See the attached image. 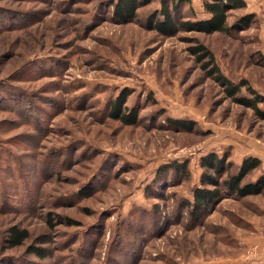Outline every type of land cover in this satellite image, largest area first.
<instances>
[{"label": "rangeland", "instance_id": "374dc122", "mask_svg": "<svg viewBox=\"0 0 264 264\" xmlns=\"http://www.w3.org/2000/svg\"><path fill=\"white\" fill-rule=\"evenodd\" d=\"M112 1L134 19L115 18ZM192 1L216 30L159 34L146 23L161 0H0V264H264V192L227 196L204 221L181 205L209 153L229 152L231 171L257 156L248 179L262 174L264 119L190 47L264 94V0ZM249 13L251 28L217 30ZM122 90L136 125L108 116ZM176 160L189 178L166 168ZM12 225L31 237L11 247Z\"/></svg>", "mask_w": 264, "mask_h": 264}, {"label": "trees", "instance_id": "16d2710c", "mask_svg": "<svg viewBox=\"0 0 264 264\" xmlns=\"http://www.w3.org/2000/svg\"><path fill=\"white\" fill-rule=\"evenodd\" d=\"M202 2L206 4V0H202ZM112 4L115 18L122 22L134 19L135 12L133 14L127 12L126 7L121 2L112 1ZM185 9L186 11H183ZM189 13L191 15H187ZM255 16L254 13L242 15L232 25L222 24L217 30L233 35L236 30L251 28L255 23ZM146 25L165 36L176 35L180 31L210 32L216 30L213 28L205 30L204 22L196 18L192 0H161V7L148 16ZM190 50L198 55L203 67L207 69L208 74L219 82L227 96L236 103L251 107L257 117L264 119V94L257 91L249 79L242 77L239 81H234L226 76L216 61L213 51L200 41L191 46ZM262 62L264 64V59ZM243 89L246 90L247 94L242 93ZM128 95V90H122L118 94L109 105L108 116L121 120L127 125H136L139 122V111L137 108L126 107ZM171 122L184 130L193 129L192 123L188 121L171 119ZM229 157L230 153L227 151L221 155L212 152L202 156L200 182L192 189V198L181 202L183 208L188 209L191 217L201 218V221H204L210 207L227 196L243 198L264 192V167L262 174L257 179H248L253 171L262 166V160L257 156H248L244 158L236 171H231L234 163ZM166 168L172 170L178 180L181 181L189 178L191 174L188 160L172 161L166 165ZM55 221L56 218H53L49 213L47 222L50 228L54 227ZM30 237L31 232L28 228L12 225L8 230L7 240L11 247H16L24 244ZM41 238L43 239V235ZM47 241V239H43L40 242ZM30 250L35 252L40 259H43L46 258L49 249L40 245H33Z\"/></svg>", "mask_w": 264, "mask_h": 264}]
</instances>
